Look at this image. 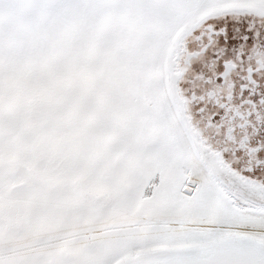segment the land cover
Masks as SVG:
<instances>
[{
	"label": "snow or ice",
	"instance_id": "snow-or-ice-1",
	"mask_svg": "<svg viewBox=\"0 0 264 264\" xmlns=\"http://www.w3.org/2000/svg\"><path fill=\"white\" fill-rule=\"evenodd\" d=\"M0 264H264V0H0Z\"/></svg>",
	"mask_w": 264,
	"mask_h": 264
}]
</instances>
